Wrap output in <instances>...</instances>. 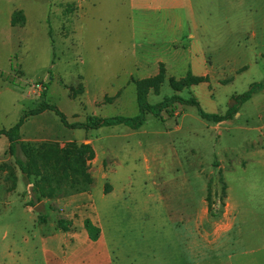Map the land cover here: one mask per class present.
<instances>
[{
	"label": "rangeland",
	"instance_id": "374dc122",
	"mask_svg": "<svg viewBox=\"0 0 264 264\" xmlns=\"http://www.w3.org/2000/svg\"><path fill=\"white\" fill-rule=\"evenodd\" d=\"M194 3L197 15L192 16L190 9H185L184 27L174 35L177 45L185 49L181 47L174 53L160 44L151 25L144 23L150 19L141 17L130 0H0V130L12 128L25 111L46 102L64 111L72 122H86L95 116L137 117L142 113L136 81L156 77L160 73L159 58L165 59L171 70H166V79L157 91L148 92L151 105L177 95L182 101L196 99L208 114L225 115L235 106L243 114L240 121L217 125L202 119L196 106L182 102L159 116L147 112L144 125L138 130L122 125L96 131L88 139L98 155L88 164L92 184L68 181L61 169L53 185L46 187L48 193L56 192V197H46L51 200L78 193L63 204H70V222L79 237L85 216L91 220L94 217L93 200L101 216L106 205L118 203H104L102 199L103 188L110 186L101 177L114 168L119 173L118 186L133 185L135 190L146 189V195L150 192L155 197L171 195L182 186L193 187L192 196H200L206 186L215 215L223 211L228 186L264 187V164L248 175L239 172L246 169L247 162L243 155L245 135L238 129L248 122L251 127L264 125L259 117L264 108V89L243 105L235 99L264 82V5L252 19L246 12L247 3L239 0ZM13 6L26 10V28H12L7 23V9ZM20 70L24 72L22 76ZM189 71L194 76L207 74L210 78L198 86L176 90L170 79L181 85V78ZM34 83H43L45 90L36 93L31 89ZM87 85L98 94L107 92L93 101L86 96ZM263 133L264 130H254L248 134L251 140L259 141L264 139ZM82 135L64 145L59 141L27 145L31 149L45 143L78 147L84 144ZM49 150L52 153V148ZM5 152L8 153L0 148V160ZM7 159L0 161V262L4 264L8 262L5 251L10 245L24 261L30 250L27 237L39 232L25 212L22 199L28 195V185H34L36 179H26L14 159ZM19 187L24 188V193H18ZM6 189L18 193L7 202ZM90 191L91 196L81 193ZM112 209L114 218H118L119 209ZM124 218L127 220L122 228L134 235V221L129 216ZM68 224L60 221L63 229ZM89 224L91 234L96 235L98 227ZM58 239L59 236L52 239L53 243L57 240L56 248ZM33 245L39 250L40 240L37 238Z\"/></svg>",
	"mask_w": 264,
	"mask_h": 264
},
{
	"label": "crops",
	"instance_id": "0c3cea01",
	"mask_svg": "<svg viewBox=\"0 0 264 264\" xmlns=\"http://www.w3.org/2000/svg\"><path fill=\"white\" fill-rule=\"evenodd\" d=\"M194 1L202 0H130L132 8L139 11L141 17L150 19V21L144 20V23L151 25L152 32L156 34L160 44L166 47L167 51L174 53L185 47L177 45L178 40L174 35L180 33L184 27L182 12L185 9H190L192 16L197 15V10L194 13ZM239 1L247 3L246 12L252 19L260 11L261 5H264V0ZM18 11H22L25 22L23 25L14 26L12 20ZM7 12L6 20L12 28H26L28 14L24 8L13 6L9 9L8 7ZM197 24L195 22L196 27ZM157 63L158 66L163 64L170 72L171 69L165 59L159 58ZM23 74L24 72L21 71L20 76ZM157 74L156 72L155 75ZM200 77H209V75L204 74ZM105 92L98 94L96 89L87 85L86 96L98 101L105 96ZM60 111L69 123H84L72 122L64 111L61 109ZM53 114L57 116L55 112L47 110L29 117L21 129L22 142L36 144L59 141L64 145L83 134L82 143L88 144V139H91L96 131L103 130L102 128L90 131L69 129L62 122L59 123ZM76 116L73 115L74 118ZM242 116L239 110L229 121H240ZM259 117L264 121V108L261 109ZM120 126L122 125L103 128ZM238 129H241L245 135L243 146L246 148L243 155L247 162L246 169L239 172L248 175L264 164V139L253 141L248 133L254 130L262 133L264 125L251 127L248 122L246 126H240ZM262 136L264 137V133ZM0 148L8 151L3 154L0 161H8L7 157L11 155L10 141L7 137H0ZM97 158L95 152V158L88 164L90 165ZM117 174L119 173L114 168L105 172L101 178L110 186L109 189L103 188L102 199L104 203L118 202L112 207L119 209V217L114 218L115 210L107 205L103 208V216H101L97 203L93 200L94 217L91 220L86 215L83 219L82 237L77 235L74 231V223L70 222L72 217L71 211L68 210L70 204L68 202L63 204L78 193L56 200L42 198L39 201L40 195L35 194L34 185H28V195L22 198L26 203L25 212L29 215L32 225L39 227V232L34 233L32 238L27 237L30 250L26 253L24 261L20 254L16 255L13 245H10L5 251L8 253L6 264H19L20 261L23 264H264V187L244 184L228 186L223 211L220 215H214L210 210L206 186L199 192L200 196H192L195 190L193 187L182 186L171 195L158 194L155 197L150 192L146 195V189L135 190L132 188L133 185L118 186L116 183L120 178L116 176ZM19 189L18 193H24L23 187ZM92 191L81 193H88L91 196ZM18 193L6 189L8 196L5 201ZM152 199L155 201L153 202ZM128 201L130 202L125 206L121 205V202ZM36 207L40 210L36 211ZM41 209H45V212ZM124 216H129L134 221V235L127 234L122 228L124 220H127ZM60 221L68 222V227L63 229ZM88 222L98 227L99 234L96 238L88 229ZM115 226L118 228L116 229ZM55 236H59V248L55 245L57 240L52 242ZM37 238L40 240L39 250L33 245ZM0 264L4 263L0 262Z\"/></svg>",
	"mask_w": 264,
	"mask_h": 264
},
{
	"label": "trees",
	"instance_id": "16d2710c",
	"mask_svg": "<svg viewBox=\"0 0 264 264\" xmlns=\"http://www.w3.org/2000/svg\"><path fill=\"white\" fill-rule=\"evenodd\" d=\"M24 22L25 18L22 11L16 12L14 14L12 24L14 26L17 24L23 25ZM165 79L166 68L163 64H161L160 73L156 77L136 81L138 89V105L142 113L137 117H91L84 123H69L66 116L60 111L59 108H57V106L46 102L40 103V105L35 109L25 111L18 123L12 128L0 130V137L5 136L10 141L9 154L14 158L15 165L26 179H36L34 184V192L35 194L40 195L39 201L46 197H56V192L52 191L48 193L46 191V187L53 185L54 179L59 176L57 172H59L61 169L63 170L64 177L68 181L72 182L74 179L78 184H92L93 178L89 173L88 162L95 158V151L90 144H82L78 147L76 145H68V148H61L58 144L45 143L38 148L31 149L21 140L22 126L29 117L39 115L42 112L49 110L55 112L64 126L69 129L90 131L98 130L103 127L125 125L131 129L138 130L144 125L145 114L147 112L159 116L164 110H169L170 112V110H172L176 104H182V102L183 104H191L196 106L202 119L216 124L233 119V117L239 111L238 106H235L225 115L208 114L201 109L200 104L196 99L182 101L177 95L167 98L162 103L151 105L147 100L148 92L151 89H156L157 91L159 85L164 83ZM206 82H208L207 77L194 76L190 71L183 79L181 85L178 84L175 79H170V83L178 91L181 90V86L192 87ZM263 89L264 82L262 84L257 83L251 88L249 92L237 96L235 99L237 98L239 105H243L247 101L251 100L254 94H256L258 91H262ZM48 148H52V153H50V150L47 151ZM222 205H224L223 201ZM210 210L213 211L211 202ZM212 213L215 215L214 212ZM88 229L90 230V224L88 225ZM98 234L99 232L96 235H93L94 238H96Z\"/></svg>",
	"mask_w": 264,
	"mask_h": 264
},
{
	"label": "built area",
	"instance_id": "2783aa9c",
	"mask_svg": "<svg viewBox=\"0 0 264 264\" xmlns=\"http://www.w3.org/2000/svg\"><path fill=\"white\" fill-rule=\"evenodd\" d=\"M31 89L36 93H41L45 90V85L43 83H34L31 85Z\"/></svg>",
	"mask_w": 264,
	"mask_h": 264
},
{
	"label": "water",
	"instance_id": "95a60500",
	"mask_svg": "<svg viewBox=\"0 0 264 264\" xmlns=\"http://www.w3.org/2000/svg\"><path fill=\"white\" fill-rule=\"evenodd\" d=\"M35 209H36V211H39V210H40V208H39V207H36Z\"/></svg>",
	"mask_w": 264,
	"mask_h": 264
}]
</instances>
